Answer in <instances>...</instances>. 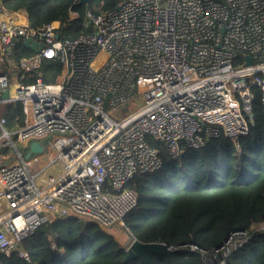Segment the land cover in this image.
Here are the masks:
<instances>
[{
  "label": "built area",
  "instance_id": "2783aa9c",
  "mask_svg": "<svg viewBox=\"0 0 264 264\" xmlns=\"http://www.w3.org/2000/svg\"><path fill=\"white\" fill-rule=\"evenodd\" d=\"M79 17L70 10L68 20ZM82 21L72 35L59 20L31 25L25 7L0 17V88L24 113L22 125L4 129L15 154L0 164V253L29 259L24 240L68 217L99 224L120 244L126 229L127 250L136 237L124 216L138 203L130 183L161 167L155 143L180 157L222 133H248L254 85L264 107V0H122L114 9L88 7ZM27 37L34 47L19 55ZM46 59L61 72L43 70ZM12 135L26 147L40 141L47 164L33 174ZM58 159L64 172L40 188L37 174ZM260 234L263 221L233 231L204 250L202 264H226Z\"/></svg>",
  "mask_w": 264,
  "mask_h": 264
},
{
  "label": "trees",
  "instance_id": "16d2710c",
  "mask_svg": "<svg viewBox=\"0 0 264 264\" xmlns=\"http://www.w3.org/2000/svg\"><path fill=\"white\" fill-rule=\"evenodd\" d=\"M120 2L0 0V10L25 7L31 25L59 20L63 31L76 35L88 7L108 10ZM70 10L80 17L68 20ZM31 51L28 44L17 49L19 55ZM48 66L56 74L62 70L56 60L46 59L43 70ZM252 93L248 133L236 138L222 133L199 148L186 147L180 157H173L163 143L156 142L164 158L161 167L132 179L138 203L124 216L126 226L141 242H167L174 247L170 254H152L153 264H202L204 250L213 252L233 231L264 222V107L258 86L252 87ZM4 118L7 129L22 125L21 101L9 102ZM191 243L199 248L192 249ZM22 248L29 259L15 250L0 253V264H147L140 257L125 262L127 250L112 233L74 217L42 225L24 240ZM226 264H264V234L240 245Z\"/></svg>",
  "mask_w": 264,
  "mask_h": 264
},
{
  "label": "rangeland",
  "instance_id": "374dc122",
  "mask_svg": "<svg viewBox=\"0 0 264 264\" xmlns=\"http://www.w3.org/2000/svg\"><path fill=\"white\" fill-rule=\"evenodd\" d=\"M21 50V49H19ZM30 74V73H29ZM36 74V73H35ZM34 75H30L26 77V80L24 82H29L32 80ZM37 76V74H36ZM50 80V79H49ZM55 81H59L58 78L55 79ZM138 105V103H131L125 107L122 108L121 115L123 113H128L131 111L133 108H135ZM7 131H13L14 129H6ZM5 130L2 128L0 125V164L4 162H8L11 158L14 157L15 154V147L14 145L9 142V137L4 135ZM14 142L16 143L17 148L22 151L23 155L26 157L27 160V165L30 169V171L34 174L36 171H38L39 168L45 166L47 162L50 159V155L45 154L44 152H33L31 153L28 157L26 156L27 154V147L23 146L18 138L15 135H12ZM65 170V165L61 159H58L54 161L53 163L47 165L40 173L37 174L36 176V183L40 188H43L47 186L50 182L55 180L56 178L60 177L62 173ZM121 230V228H120ZM123 230V231H122ZM121 232L124 235V238H120L121 245L125 241L123 239L128 238V231L126 229H122ZM115 233V232H114Z\"/></svg>",
  "mask_w": 264,
  "mask_h": 264
},
{
  "label": "water",
  "instance_id": "95a60500",
  "mask_svg": "<svg viewBox=\"0 0 264 264\" xmlns=\"http://www.w3.org/2000/svg\"><path fill=\"white\" fill-rule=\"evenodd\" d=\"M26 44L31 45L34 47L33 43H31V38L27 37L25 39ZM41 47L43 45H40ZM248 64H252V58L251 56H248ZM5 97L8 95V90L5 91ZM11 133V131L6 130V134L8 135ZM27 154L28 157L33 152H43V145L40 143V141H33L27 146ZM173 251V248L170 246L167 242H156V241H150V242H141L137 239H135L130 246L127 249V255L125 257V262L131 258L134 257H140L144 261H146L147 264H153L152 263V254L154 253H167L170 254Z\"/></svg>",
  "mask_w": 264,
  "mask_h": 264
},
{
  "label": "crops",
  "instance_id": "0c3cea01",
  "mask_svg": "<svg viewBox=\"0 0 264 264\" xmlns=\"http://www.w3.org/2000/svg\"><path fill=\"white\" fill-rule=\"evenodd\" d=\"M3 11L0 10V17L2 15ZM0 70H2V67H0ZM0 125L2 126L3 129H7L6 126H5V118H4V113L6 111V108L8 107V104L9 102H12V101H7L5 102L4 101V98H5V91H3L1 88H0ZM18 126L14 127L15 129L17 128Z\"/></svg>",
  "mask_w": 264,
  "mask_h": 264
}]
</instances>
